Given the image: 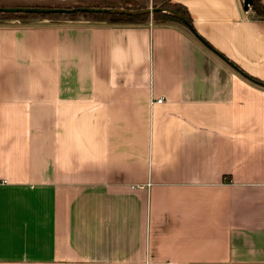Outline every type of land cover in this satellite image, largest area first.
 Masks as SVG:
<instances>
[{
	"label": "crops",
	"instance_id": "1",
	"mask_svg": "<svg viewBox=\"0 0 264 264\" xmlns=\"http://www.w3.org/2000/svg\"><path fill=\"white\" fill-rule=\"evenodd\" d=\"M173 1L0 22V264H264V19Z\"/></svg>",
	"mask_w": 264,
	"mask_h": 264
},
{
	"label": "trees",
	"instance_id": "2",
	"mask_svg": "<svg viewBox=\"0 0 264 264\" xmlns=\"http://www.w3.org/2000/svg\"><path fill=\"white\" fill-rule=\"evenodd\" d=\"M250 6L257 17L264 19V6L260 0H251ZM149 8L153 9L152 13L148 11ZM115 9L132 11V13L117 12ZM176 14L181 15L186 22L180 20ZM149 19L181 23L195 32L192 18L186 7L173 0H0V22L126 24L146 23ZM200 38L209 46L203 37ZM219 55L240 75L261 83L257 78L244 72L233 61L222 54Z\"/></svg>",
	"mask_w": 264,
	"mask_h": 264
},
{
	"label": "water",
	"instance_id": "3",
	"mask_svg": "<svg viewBox=\"0 0 264 264\" xmlns=\"http://www.w3.org/2000/svg\"><path fill=\"white\" fill-rule=\"evenodd\" d=\"M242 5H243V9L244 10H247L249 8V6L251 5V0H242ZM35 10H38V9H35ZM115 11L122 12V13H132V11H125V10H121V9H115ZM148 11L150 13H152L153 12V9L152 8H149ZM176 16L180 20H182L183 22H186L185 19H183V17H181V15L176 14ZM260 84L264 85V83H260Z\"/></svg>",
	"mask_w": 264,
	"mask_h": 264
},
{
	"label": "built area",
	"instance_id": "4",
	"mask_svg": "<svg viewBox=\"0 0 264 264\" xmlns=\"http://www.w3.org/2000/svg\"><path fill=\"white\" fill-rule=\"evenodd\" d=\"M161 100H162V99H158V100H156V101H157V102H161Z\"/></svg>",
	"mask_w": 264,
	"mask_h": 264
}]
</instances>
